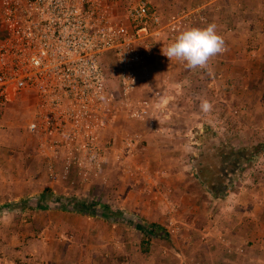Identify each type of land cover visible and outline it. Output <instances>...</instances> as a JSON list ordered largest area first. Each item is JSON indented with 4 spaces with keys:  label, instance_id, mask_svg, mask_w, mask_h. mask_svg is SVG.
<instances>
[{
    "label": "rangeland",
    "instance_id": "1",
    "mask_svg": "<svg viewBox=\"0 0 264 264\" xmlns=\"http://www.w3.org/2000/svg\"><path fill=\"white\" fill-rule=\"evenodd\" d=\"M141 1L119 0L116 10L119 28L129 30L140 58L122 65L120 51L117 63L111 54L103 56L107 72L117 74L112 83L118 114L116 143L111 145L99 181L74 172L66 177L65 162H54L44 153L29 128L34 103L28 96L0 108V264H94L100 256L99 213L110 224L120 219L121 227L132 221L139 234L135 244L143 252L164 243L155 257L161 264H211L192 257L197 253L182 251L176 239L190 231L193 239L204 242L202 251L205 245L211 250L221 248L222 242L212 247L204 237L212 224L222 234L230 229L244 232L246 238L255 230L254 236L262 241L246 239L245 248L264 252V97H246L238 91L231 95L214 77L206 76L207 68L189 69L186 62L170 61L162 54V48L184 29L209 24V4L158 13L159 22L151 18L139 22L131 12ZM215 7L220 11L219 5ZM203 101L210 104L207 110ZM197 132L235 152L254 150L225 192H213L195 172L194 159L202 154ZM51 162L59 172L56 177L51 175ZM157 186L164 195L175 191L178 205L166 210L174 218L167 220L160 230L162 237L153 242L155 235L149 238L141 220L124 213L114 218L111 212L125 205L127 188L139 196L158 191ZM161 192L156 193L163 198ZM39 199H44V211L38 207ZM103 201L109 204L107 209L98 205ZM187 220L197 227L189 228L183 222Z\"/></svg>",
    "mask_w": 264,
    "mask_h": 264
},
{
    "label": "built area",
    "instance_id": "2",
    "mask_svg": "<svg viewBox=\"0 0 264 264\" xmlns=\"http://www.w3.org/2000/svg\"><path fill=\"white\" fill-rule=\"evenodd\" d=\"M118 3L0 0V108L29 97V128L51 160L65 162L66 177L100 176L113 144L106 134L118 114L117 75L107 72L103 56L117 63L120 51L122 65L140 58L129 30L119 28ZM131 16L160 20L144 0ZM50 168L58 176L55 163Z\"/></svg>",
    "mask_w": 264,
    "mask_h": 264
},
{
    "label": "crops",
    "instance_id": "3",
    "mask_svg": "<svg viewBox=\"0 0 264 264\" xmlns=\"http://www.w3.org/2000/svg\"><path fill=\"white\" fill-rule=\"evenodd\" d=\"M148 1L156 9V13H160L161 15L178 13L184 10L185 7L191 8L201 4H209L208 9L211 19L209 24L215 23L217 31L223 36L224 50L210 58L208 66L206 67L209 70V73H207L206 76L214 77L222 84V88H226L230 91L231 95L236 96L237 93H233V91H238V94L246 97H264V0ZM217 5L220 6V11L215 10V6ZM113 59L115 60L113 61L115 63L116 58L113 57ZM228 82H234L237 83V85H231ZM227 87H229V89ZM116 139L117 116L111 127L107 130L106 134V140L112 141L114 144L116 143ZM110 150L111 147L109 146L105 162L108 159V152ZM196 157H198V155ZM103 175L104 171L100 176L95 177L94 180L97 179L99 181L98 178ZM169 180L174 182L175 177L171 176ZM153 183L156 184L157 182L153 181ZM233 183L234 180L231 184ZM156 189H159L158 191L161 192L159 186H157ZM158 191L152 190V193L147 192L138 196L136 191L127 188L125 205L120 208L119 212H111L116 210L110 207V209H112L110 212L115 214L114 216L116 217L114 218H118L117 213H124L126 216L135 217L136 219L141 220L143 226H145L144 232L146 230L147 235L151 230L152 235H148L149 238L155 235L152 241H159L158 238L162 237V231L160 230L164 228V225H168L167 220L169 218H174L173 216H169L166 213V210L175 208L178 203L175 199V191L172 190L171 193L168 190L165 192V195L161 192L163 194V198L159 197L156 193ZM98 205L103 209H107L109 207V204L104 201L100 202ZM41 209L43 211L45 210V208ZM105 213L106 212H104V214ZM98 216V223L101 231L99 232L100 243L97 248L99 249L98 254L100 256L99 260L94 261V264H161L156 262L155 257L159 252L161 253V246L164 245V243L156 245L153 249L151 247L143 252V250L138 248V246H136L137 244H135L139 234L138 230H135V226H131L133 223L132 221H130V226L126 224V226L121 227L118 226V223L121 224L120 219L116 222L110 221L112 223L110 224L105 221L107 217H105L103 213H99ZM129 217H125L124 219L128 221ZM183 222L189 228L197 227L195 225H191L188 220ZM252 222L253 225L256 224L254 220H252ZM102 228L106 231L102 230ZM220 229L212 224L211 228L204 232V237L211 242L212 247L219 242H222V244H220L221 248L217 246V248L211 250L209 246L205 245V250L202 251L200 247L203 246L202 243L204 242L200 239H193L194 232L190 231H185L186 235L177 236L176 242H179V244H176L180 246L179 248L182 251H186L191 254L197 253L192 257H197V259L200 258L205 261L207 260L211 264H264L263 251L245 248L246 239L253 240L255 242L262 241L260 238L254 236L256 234L255 230H252L251 233L253 234H249L251 238H246L248 235L243 231V233L237 232L236 234V232L229 229V232L222 234ZM224 236L226 238H224ZM223 239L227 240L228 243H231L232 246L229 247V244H227L224 240L226 243L225 246ZM183 242V245H186L184 247L181 245ZM179 248L174 249L171 252L174 254L176 250H180ZM152 251L155 252L150 255ZM140 253H144L143 257L139 256ZM135 257L138 258V263H136ZM148 257H153V259H148ZM80 263L85 264L84 261H81ZM190 264H193V262Z\"/></svg>",
    "mask_w": 264,
    "mask_h": 264
},
{
    "label": "flooded vegetation",
    "instance_id": "4",
    "mask_svg": "<svg viewBox=\"0 0 264 264\" xmlns=\"http://www.w3.org/2000/svg\"><path fill=\"white\" fill-rule=\"evenodd\" d=\"M197 136L202 154L194 159L195 172L213 192H225L254 150L235 152L208 135Z\"/></svg>",
    "mask_w": 264,
    "mask_h": 264
},
{
    "label": "clouds",
    "instance_id": "5",
    "mask_svg": "<svg viewBox=\"0 0 264 264\" xmlns=\"http://www.w3.org/2000/svg\"><path fill=\"white\" fill-rule=\"evenodd\" d=\"M224 50V38L217 31L215 23L204 27H189L181 31L176 38L162 48V54L172 61L178 59L186 62L189 69L206 68L211 57ZM202 107H210L208 101Z\"/></svg>",
    "mask_w": 264,
    "mask_h": 264
},
{
    "label": "trees",
    "instance_id": "6",
    "mask_svg": "<svg viewBox=\"0 0 264 264\" xmlns=\"http://www.w3.org/2000/svg\"><path fill=\"white\" fill-rule=\"evenodd\" d=\"M45 199V198H44ZM44 199H39V200H37V202H38V207L39 208H46V206H45V204L43 203V200ZM153 227H154V225H153ZM150 233H148V235H152L151 234V230L149 231Z\"/></svg>",
    "mask_w": 264,
    "mask_h": 264
},
{
    "label": "water",
    "instance_id": "7",
    "mask_svg": "<svg viewBox=\"0 0 264 264\" xmlns=\"http://www.w3.org/2000/svg\"><path fill=\"white\" fill-rule=\"evenodd\" d=\"M197 134H199V132H197Z\"/></svg>",
    "mask_w": 264,
    "mask_h": 264
}]
</instances>
